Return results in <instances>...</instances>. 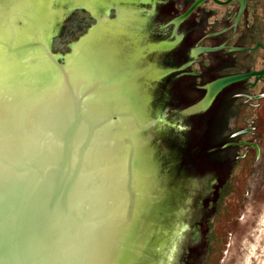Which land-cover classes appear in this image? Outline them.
<instances>
[{"label": "water", "instance_id": "water-1", "mask_svg": "<svg viewBox=\"0 0 264 264\" xmlns=\"http://www.w3.org/2000/svg\"><path fill=\"white\" fill-rule=\"evenodd\" d=\"M261 43L264 0H0V264H213Z\"/></svg>", "mask_w": 264, "mask_h": 264}, {"label": "rangeland", "instance_id": "rangeland-1", "mask_svg": "<svg viewBox=\"0 0 264 264\" xmlns=\"http://www.w3.org/2000/svg\"><path fill=\"white\" fill-rule=\"evenodd\" d=\"M249 179L213 264H264V119ZM250 203V204H249Z\"/></svg>", "mask_w": 264, "mask_h": 264}, {"label": "flooded vegetation", "instance_id": "flooded-vegetation-1", "mask_svg": "<svg viewBox=\"0 0 264 264\" xmlns=\"http://www.w3.org/2000/svg\"><path fill=\"white\" fill-rule=\"evenodd\" d=\"M208 2H210V1H208ZM213 3V2H212ZM247 4H248V0H247ZM235 7H237L236 5H235ZM81 10V9H80ZM233 14L234 13H232L231 15H230V18H229V25L227 26V27H225V28H229L230 26H231V22H232V16H233ZM91 18H93V17H91ZM94 19V18H93ZM225 28H222V29H225ZM237 30V29H236ZM219 31V30H218ZM230 31V35H232V30H228L227 32H229ZM216 32V31H215ZM227 32H225V33H227ZM236 32V31H235ZM210 33H213V32H210ZM210 33H207V34H210ZM225 33H223V34H221V35H218V36H222V35H224ZM206 34V35H207ZM235 34V33H234ZM206 35L204 36V38H211V37H206ZM218 36H212V37H218ZM228 38H229V36L225 39V40H223L222 42H220V43H218V44H216V45H220V44H222V43H224V42H226L227 40H228ZM196 43H198V42H196ZM229 43V41L227 42V44ZM260 43V41H257L255 44H254V46L255 45H257V44H259ZM262 44V43H261ZM216 45H213V46H216ZM229 45V44H228ZM263 45V44H262ZM264 46V45H263ZM248 47H253V46H248ZM259 49V48H258ZM257 49V50H258ZM223 52L224 53H228L227 51H225V50H223ZM255 52V51H254ZM264 66V65H263ZM263 68V67H262ZM196 74H193V75H186V76H195ZM181 77H183V76H181ZM179 79V78H178ZM246 81H244V83H245ZM245 84H247V85H249V83H248V81L245 83ZM250 86V85H249ZM240 95H242V94H240ZM249 131L248 130H246V129H243V130H239V131H236V132H234L233 133V135L231 136V138H234V137H238V136H241V135H243V134H245V133H248ZM250 133V132H249ZM242 142H244V141H240V142H231V141H227V142H225L223 145H225V144H228L227 146H225L224 148H228V147H233V146H245V147H248V148H250V149H252L254 152H255V156L257 157V156H259V155H257V152H256V150H255V148L254 147H252V146H248V145H242ZM250 143H252V144H255V143H253V142H250ZM255 145H257V144H255ZM258 146V145H257ZM259 147V146H258ZM209 149H212V148H209ZM259 150H260V147H259Z\"/></svg>", "mask_w": 264, "mask_h": 264}, {"label": "trees", "instance_id": "trees-1", "mask_svg": "<svg viewBox=\"0 0 264 264\" xmlns=\"http://www.w3.org/2000/svg\"><path fill=\"white\" fill-rule=\"evenodd\" d=\"M237 84H238V83H237ZM234 85H236V84H233V85H231V86H234ZM231 86H230V87H231ZM228 88H229V87H228ZM216 100H217V99H215V102H216ZM213 104H214V103H213Z\"/></svg>", "mask_w": 264, "mask_h": 264}, {"label": "bare ground", "instance_id": "bare-ground-1", "mask_svg": "<svg viewBox=\"0 0 264 264\" xmlns=\"http://www.w3.org/2000/svg\"><path fill=\"white\" fill-rule=\"evenodd\" d=\"M250 204V203H249Z\"/></svg>", "mask_w": 264, "mask_h": 264}]
</instances>
